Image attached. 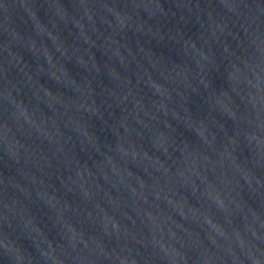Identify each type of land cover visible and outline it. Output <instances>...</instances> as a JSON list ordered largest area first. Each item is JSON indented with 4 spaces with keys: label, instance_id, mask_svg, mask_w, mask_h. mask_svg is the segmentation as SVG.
<instances>
[{
    "label": "water",
    "instance_id": "95a60500",
    "mask_svg": "<svg viewBox=\"0 0 264 264\" xmlns=\"http://www.w3.org/2000/svg\"><path fill=\"white\" fill-rule=\"evenodd\" d=\"M0 264H264V0H0Z\"/></svg>",
    "mask_w": 264,
    "mask_h": 264
}]
</instances>
